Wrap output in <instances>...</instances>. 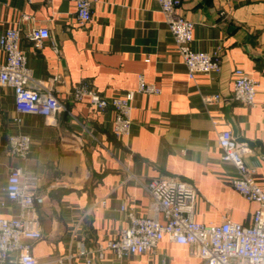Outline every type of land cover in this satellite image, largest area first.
<instances>
[{"label":"crops","instance_id":"crops-1","mask_svg":"<svg viewBox=\"0 0 264 264\" xmlns=\"http://www.w3.org/2000/svg\"><path fill=\"white\" fill-rule=\"evenodd\" d=\"M89 1L91 21L80 28L71 0H0V36L18 30L32 79L50 83L63 106L54 124L20 115L13 90L0 85V217L19 213L5 192L8 170L19 167L37 178L39 264H202L167 237L153 252L121 259L108 243L128 225L122 206L152 216L145 184L163 176L196 189V222L251 223L257 205L232 187L236 170L221 160L217 137L230 130L248 146L244 163L264 191V0H179V13L194 24L191 48L217 53L221 64L219 73L193 79L156 0ZM34 29L47 35L40 49L29 38ZM236 69L259 85L251 106L231 99ZM140 78L159 93L134 95L130 134L121 140L112 109L70 95L86 83L109 100L135 91ZM212 96L219 100L204 102ZM15 134L31 140L25 159L9 153Z\"/></svg>","mask_w":264,"mask_h":264},{"label":"built area","instance_id":"built-area-1","mask_svg":"<svg viewBox=\"0 0 264 264\" xmlns=\"http://www.w3.org/2000/svg\"><path fill=\"white\" fill-rule=\"evenodd\" d=\"M26 1L30 3L33 0ZM71 1L75 6L77 24L84 28L91 21L90 1ZM156 1L188 78L193 79L197 74L219 73L221 64L217 53L208 54L191 48L194 24L179 13V0ZM46 37L42 29H34L29 36L36 49L42 47ZM0 49L4 54V62L0 64V85L13 90L16 113L42 116L54 124L63 106L50 83L32 79L20 48L18 30L8 29L0 36ZM233 74L231 99L242 105H253L258 83L240 69L234 70ZM136 93L158 94L159 89L140 78L135 91L124 92L109 100L99 96L86 83L70 90L74 101L87 97L90 107L97 111L112 109L115 113L113 135L120 140L130 134L131 102ZM217 100L219 96L204 98L206 103ZM217 144L221 160L231 163L236 170L232 187L246 201L257 205L251 223L245 226L229 219L220 224L196 222V189L180 179L163 176L145 184L152 198V216H138L132 209L121 207L128 225L108 243L117 259L153 252L167 237L175 244L187 246L190 256L199 258L202 264H264V191L255 183L254 171L244 163V156L251 150L246 144L239 143L230 130L218 134ZM30 148L31 140L26 135L15 134L8 138V150L13 157L25 159ZM36 189L34 174L19 167L8 170L5 192L8 199L18 206L19 213L9 218L0 217V264H39L32 254V242L43 237L36 207ZM79 254L84 256L86 251ZM56 263L63 264V260L58 259ZM90 263L88 259L85 261V264Z\"/></svg>","mask_w":264,"mask_h":264}]
</instances>
